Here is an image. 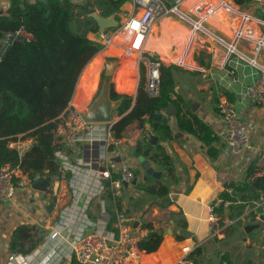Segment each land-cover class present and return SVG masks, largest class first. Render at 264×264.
I'll return each mask as SVG.
<instances>
[{
	"label": "crops",
	"instance_id": "crops-1",
	"mask_svg": "<svg viewBox=\"0 0 264 264\" xmlns=\"http://www.w3.org/2000/svg\"><path fill=\"white\" fill-rule=\"evenodd\" d=\"M69 1L77 5L88 2V0ZM166 1L167 5L171 6L173 0ZM197 1L182 0L180 10L183 13H189V8ZM9 4L10 0H0V11H5ZM132 12H134V5L132 0H129L122 5L118 13L119 23L125 20L123 17L125 14ZM190 27L191 24L182 18L172 19V15L161 18L145 39L144 54L161 58L166 66H178L174 61H167L169 56H173L191 59L193 63L188 60L189 65L201 68L187 67L186 69L178 66L173 70L176 91L173 97L177 95L181 97L180 104L183 112L187 115H196L211 127L218 137L213 144L217 149L216 155L210 157L195 134L179 129L176 113L168 116L166 124L170 129V135L167 137L154 131L148 122L132 121L121 132V143L109 151L106 165L112 174L116 175L120 162H126L135 174L136 182L133 184L131 181L126 187L123 186L125 199L122 198V200L124 199L123 204L132 224L137 221L133 226L139 239L147 232L146 229L141 228L143 222H150L154 229L162 233V241L158 249L151 253L145 252L140 264H179L180 259L186 255L183 250L186 246L190 249L189 254L199 249V253L195 254L196 264H264L263 191L257 192L256 200L225 201L223 214L216 212L220 230L216 231V227L211 229L207 221L208 205L216 201L220 203L219 194L224 190L230 193L233 184L246 183L250 167H254L253 176H257L255 172L263 164L264 104L243 94L259 71L256 67L239 61L234 56L224 59L216 42H210L208 39H206L207 43L197 49L198 52L193 53V49L188 48L186 40V32L190 30ZM168 28H173L172 36L164 33ZM207 28L211 33H215L213 30L225 33L222 26L212 25ZM116 29L109 27L105 30L99 29L97 32L89 31L86 34L89 39L101 43V32L111 33ZM204 34L212 38L210 34ZM170 37L167 54H163L162 51H166V48L160 46ZM225 39L229 38L226 36ZM238 47L243 49L244 44L239 43ZM116 51H120L126 59L137 55L133 52L132 56L126 57L129 54L125 53L122 45L116 43L102 48L82 69L69 105L82 111L83 114L89 110L92 102L100 94L101 73L104 72L106 59L117 56ZM199 56L204 62L202 65L196 60ZM122 63L121 58H116L110 81L113 83L115 92L134 96L139 78L137 59L135 58L134 70L122 67ZM128 76H133V90L118 91L117 79L122 80ZM107 86L105 82L103 90L108 94ZM225 92L230 94V101L238 110L249 136V146L235 153H227L223 150L224 125L215 107L221 95L227 97ZM111 102L114 104L111 109V121H116L119 119L114 111L116 102ZM161 113L167 115L165 110ZM146 130L157 136L155 144H151L143 137ZM126 132L128 136H125ZM140 144L145 149L148 147L150 153L162 149L171 159V175H168L160 165L152 162L149 157H144L154 171L160 172L159 178L147 175L144 179L145 173L137 157L130 155V149L135 147L139 150ZM122 147L126 150L122 151ZM117 156H120V161H116ZM66 174L61 172L60 177L51 176L50 184L44 192L32 188L30 184L27 187L18 188L11 200L0 204V264H21L23 257L27 262L30 261V264H78L72 255L70 236L66 238L61 234L63 237H58L55 241L47 238L57 221L60 209L64 205L73 203L69 173ZM52 179L55 180L54 183ZM155 180H159L166 186L165 196L148 194L143 190V186L156 184ZM252 191L255 192V188ZM54 197L55 201H53ZM85 199L81 195L77 204L81 205ZM99 199L104 200L106 209H111L112 203L105 194ZM99 199L94 198L90 201L87 211L89 218L99 216ZM51 203L53 206L48 210L47 206ZM240 206L243 207L239 208ZM20 224H28L44 230L42 242L27 254H14L9 250L11 233ZM246 226H252V229L246 231ZM36 234L38 235L39 231H36Z\"/></svg>",
	"mask_w": 264,
	"mask_h": 264
},
{
	"label": "trees",
	"instance_id": "trees-1",
	"mask_svg": "<svg viewBox=\"0 0 264 264\" xmlns=\"http://www.w3.org/2000/svg\"><path fill=\"white\" fill-rule=\"evenodd\" d=\"M46 1L10 0L9 7L0 11V33H12L23 25L33 35L29 42L12 40L9 50L0 61V167L6 163L13 167L18 165L32 179L36 174L61 176L53 155L57 118L68 107L82 69L102 50L101 43L89 39L86 34L99 30L91 14L97 10L100 16L113 15L119 22L118 13L129 0H88L84 5L69 0ZM233 1L240 6L249 4V0ZM73 9L78 11L76 16ZM196 60L200 65L204 63L200 56ZM177 67L161 63L158 94L155 96L149 95L145 89V69L142 65L139 67V81L134 96L115 92L110 76H105L102 71L101 86L103 82L108 84V97L116 102L114 111L119 116L112 124L114 137H121L123 129L134 120L148 122L154 131L169 136L168 125L155 119L154 114L163 112L172 103L178 111L176 122L179 129L195 134L205 146L206 153L210 157L215 156L217 149L213 144L218 140L216 134L196 115H187L182 111L179 95L173 97L176 91L172 72ZM116 87L118 91L131 92L134 87L133 76L117 79ZM225 94L231 100L230 94ZM20 135H33L36 142L23 158L18 159L15 153L6 150L5 142ZM139 151L171 175V159L162 149L150 153L148 147L145 149L140 144ZM253 174L252 166L248 170L246 183L233 184L230 193L224 190L219 194L221 200L215 208L217 213L223 214L225 201L248 202L258 198V191L264 192V175L254 177ZM251 180H254L255 192L248 186ZM155 181L154 185L143 186V190L148 194L165 196L166 186L159 180ZM105 195L112 203L111 209L107 208L110 226L115 220L116 210L126 215L127 210L123 204L124 196L123 200L115 199L109 190H106ZM141 228L147 232L139 239L138 247L146 253L156 251L162 241V233L154 229L150 222H143ZM36 231H39L38 235ZM43 235L44 230L35 226L17 225L11 233L9 250L14 254L30 253L42 242ZM197 253L199 249L187 256L194 264L197 263Z\"/></svg>",
	"mask_w": 264,
	"mask_h": 264
},
{
	"label": "built area",
	"instance_id": "built-area-1",
	"mask_svg": "<svg viewBox=\"0 0 264 264\" xmlns=\"http://www.w3.org/2000/svg\"><path fill=\"white\" fill-rule=\"evenodd\" d=\"M171 6L166 0H132L134 12L125 14V20L111 33H100L102 48L116 43L122 45L126 54L137 53V64L145 69V89L149 95L158 94L160 65L162 59L144 54V42L153 31L156 23L163 17L177 14L191 24L189 35L193 38L196 32L208 33L217 43L224 46V59L236 57L259 71L257 77L249 84L243 94L250 99L264 104V0H249L250 12L241 8L233 0H198L189 8V13L180 10L182 0H173ZM76 16L77 9H73ZM193 16V17H191ZM222 26L226 30L224 39L208 30V26ZM12 35V37L9 36ZM0 37V61L5 56L12 40L20 38L29 42L33 35L23 25L14 32ZM118 40V41H117ZM116 41V42H115ZM239 43L244 48L238 47ZM175 63L181 67H195L185 63L180 57ZM216 110L224 125L223 150L235 153L249 146V136L246 126L234 106L224 95L216 102ZM110 122H89L82 111L68 105L58 116L54 131L55 146L53 155L63 174L69 173V183L72 189L73 203L64 205L58 214L56 223L52 226L47 238L55 241L62 231H67L71 237L72 255L78 264H140L145 253L138 247L139 237L135 232L132 220L128 215L116 210L115 220L108 226L110 214L101 195L109 190L112 197H123V183L129 184L135 177L134 172L126 162H120L117 174H112L106 165L108 153L118 146L121 139L115 138ZM33 135H20L5 142L7 151L15 153L18 159L23 158L35 144ZM262 166L255 175H264V150ZM40 175L33 179L22 168L6 163L0 167V204L11 200L18 188L29 186ZM107 180V183L103 181ZM86 199L78 205L79 197ZM99 199V216L89 218L90 201ZM218 201L208 205L207 221L211 229L220 230L216 206ZM185 256L179 264H194L187 258L189 247L183 248ZM21 264H30L23 257ZM36 263V261L34 262Z\"/></svg>",
	"mask_w": 264,
	"mask_h": 264
},
{
	"label": "water",
	"instance_id": "water-1",
	"mask_svg": "<svg viewBox=\"0 0 264 264\" xmlns=\"http://www.w3.org/2000/svg\"><path fill=\"white\" fill-rule=\"evenodd\" d=\"M44 3H47L46 0H40ZM49 13V10L47 11V14ZM91 16L96 20L99 29L100 30H105L106 28L112 27H118L119 22L115 20L114 16L111 15L109 17H102L98 13L94 12L91 14ZM2 36V33H0V37ZM10 37H12L11 34H9ZM17 40H20V38H15ZM116 63L115 61L111 60L106 63L104 67V75L105 76H110L112 74V71L115 67ZM169 66V65H168ZM114 106V104L110 101L108 94L107 93H102L100 96L95 99L89 110L84 113V118L89 121V122H110L111 121V109ZM165 112L167 115H164L163 113H155L154 118L157 120L162 121L163 123L167 122L168 116H172L177 113V109L174 107L172 103H169L167 107L165 108ZM143 137H145L151 144H155L157 140L156 135H152L149 130H146L144 132ZM122 151H125L126 148L122 147ZM130 155L137 157L138 162L140 163L141 167L144 170V179L147 177V175L159 178L160 172L154 171V169L149 165V162L144 158L142 154L139 153V150L136 149L135 147H132L130 149ZM116 161H120V156L115 157ZM51 181V176L50 175H40L36 180H34L31 185L32 188L44 192L48 185L50 184ZM104 183H107V180L103 181ZM136 180H132V183L134 184ZM123 185L126 187L128 184L123 183ZM254 180L249 182V187L254 190ZM53 201H55V197L53 198ZM53 206V203L47 206V209L50 210L51 207ZM136 222L133 224L134 226L136 225ZM252 229V226H246L245 230L250 231ZM63 236L67 235V231H62L61 233Z\"/></svg>",
	"mask_w": 264,
	"mask_h": 264
},
{
	"label": "rangeland",
	"instance_id": "rangeland-1",
	"mask_svg": "<svg viewBox=\"0 0 264 264\" xmlns=\"http://www.w3.org/2000/svg\"><path fill=\"white\" fill-rule=\"evenodd\" d=\"M174 2L172 1V4H173ZM171 4V5H172ZM180 8H181V6H180ZM241 8H243V7H241ZM244 9H246V10H248V11H250V12H252V11H254V8L252 7L251 8V6L250 5H248L247 7H245L244 6ZM97 13V12H96ZM172 19H178V20H180V17L177 15V14H173L172 15ZM223 28V27H222ZM172 30H173V28H168V29H166V31H164V33L165 34H167V35H171L172 36ZM190 30H191V27H190ZM190 30L189 31H187V30H185V32H186V36H187V38H186V40H187V42H188V48H192L193 49V53H195V52H198V50L197 49H200V46L202 45V44H204V43H207V40L206 39H208L210 42L212 41V42H216V40L215 39H212V38H209L207 35H205L203 32H200V31H198V32H196L197 34L193 37V38H191V40L189 41L188 39H189V35H190ZM223 31L226 33V30H224L223 29ZM213 32H215V33H217L220 37H223L224 39L226 38V36H225V33H222V32H220L219 31V33L216 31V30H213ZM201 38H205L204 40H200ZM170 40H171V37L168 39V41L166 42V43H164V44H162L160 47L161 48H166V51H162L163 52V54H167V49H168V47L170 46ZM118 41V40H117ZM116 42V41H115ZM216 45H218L219 46V49H221V55L223 56V58L225 57V54H226V50H225V48L224 47H222V45L220 46L217 42H216ZM205 46H207V44L205 45ZM116 53H117V56H112V57H110V59L108 58V59H106V62H105V64H104V67H105V65H106V63L107 62H109V61H111V60H113V61H115V63H116V58L118 59V58H121V60H122V67H127V69H129V70H134L135 69V66H134V64H135V58H137V55H136V57H135V55H133V57H131V58H124L123 56H122V53L120 52V51H116ZM113 58H115V59H113ZM168 60L167 61H177L178 59H180V57H177V58H175V57H173V56H169L168 58H167ZM189 61H190V63H193L192 62V60L191 59H188ZM188 60L187 59H185V63L186 64H188ZM189 65V64H188ZM141 66V64H139L138 65V69H139V67ZM180 67V66H179ZM188 66H185V67H183V68H186V69H188L187 68ZM112 76L110 75V78H111ZM138 81H139V78H138ZM104 83L105 82H103V84H102V86H101V91H100V94H102V93H106V91L105 90H103V85H104ZM108 88V87H107ZM107 88H106V90H107ZM100 94L98 95V97L100 96ZM97 97V98H98ZM96 98V99H97ZM126 133H128V132H126ZM54 179H52V183H54Z\"/></svg>",
	"mask_w": 264,
	"mask_h": 264
},
{
	"label": "bare ground",
	"instance_id": "bare-ground-1",
	"mask_svg": "<svg viewBox=\"0 0 264 264\" xmlns=\"http://www.w3.org/2000/svg\"><path fill=\"white\" fill-rule=\"evenodd\" d=\"M112 48H113V47H112ZM133 52H134V51H133ZM133 52H131V53L129 54V56H126V57H130V56H132ZM125 136H128V133H125Z\"/></svg>",
	"mask_w": 264,
	"mask_h": 264
}]
</instances>
